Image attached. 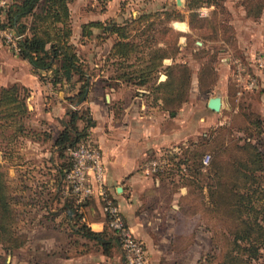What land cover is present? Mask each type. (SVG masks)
Returning a JSON list of instances; mask_svg holds the SVG:
<instances>
[{
	"label": "crops",
	"instance_id": "obj_1",
	"mask_svg": "<svg viewBox=\"0 0 264 264\" xmlns=\"http://www.w3.org/2000/svg\"><path fill=\"white\" fill-rule=\"evenodd\" d=\"M85 22L87 20L79 24L71 22L70 41L75 46L79 26ZM111 42L112 37L101 44L102 54H106ZM82 58L87 60L85 56ZM104 71L93 73L86 100L79 105L88 108L93 121L89 138L100 154L103 187L144 246L150 264H189L191 256L186 262H182V256L194 254L202 245L206 247L209 234L204 228V215L193 216L202 227L197 226L200 230L183 225L182 218L187 217L183 207L190 199L188 188L180 183L179 176H186L189 171L183 164L169 169L166 161L163 167L171 175L161 179L148 174L145 165L150 155L165 156L167 152L177 151V146L191 151L200 138L227 123L230 117L215 116L217 111L207 108V100L212 96L198 98L196 70L191 72L187 101L174 113L161 110L160 99L152 103L146 96L149 90L145 85L103 86L100 80L111 73ZM163 79L160 75L159 80ZM12 84L24 90L26 107L24 130L17 136V190L24 200L19 204L26 206L29 213L17 218L20 223L24 221L17 226V234L27 239L17 250H29L30 257L29 261L20 257L19 264H123L117 245L111 244L104 252L97 241L74 232L80 224L94 232H109L97 188L92 184L93 191L83 203L73 200L75 213L79 215L76 219L69 213L68 202L64 201L65 191L57 192L52 187L56 165L52 142L67 118V110L77 107L66 97L76 92L78 83L63 85L61 89L42 83L30 71L29 64L9 52L0 40V86ZM191 91H196L195 97ZM218 97L220 108L230 106L226 93ZM238 104L235 108L230 106L231 112L236 114ZM262 151L264 153V149ZM26 193L29 197L22 198ZM197 260L198 257H194V261Z\"/></svg>",
	"mask_w": 264,
	"mask_h": 264
},
{
	"label": "trees",
	"instance_id": "obj_2",
	"mask_svg": "<svg viewBox=\"0 0 264 264\" xmlns=\"http://www.w3.org/2000/svg\"><path fill=\"white\" fill-rule=\"evenodd\" d=\"M73 1L11 0L0 8V30L8 28L19 36L16 55L29 64L30 71L39 81L49 83L54 89L78 83L76 92L66 97L77 107L67 110V118L52 142L56 158L52 187L57 192L65 191L64 201L68 202L69 213L79 219L73 197L66 192L64 176L71 164L68 149L80 142L92 144L89 129L93 121L88 108L79 105L86 100L93 73L70 41L69 4ZM240 5L247 16H256L264 9V0H241ZM147 18V15L140 14L134 19L124 18L120 22L112 18L90 20L80 24L79 40L90 37L93 29L100 31L98 37L102 36L103 42L112 37L111 45L103 56V62L109 64L111 73L100 80L103 86L145 85L149 90L146 96L152 103L160 99L159 108L174 113L188 99L191 72L185 63L175 60L179 48L177 38L173 42L174 51L166 54L164 49L154 48L153 40L147 34L152 22H148L140 31L130 25H143ZM132 30L136 31L133 35L130 33ZM143 34L147 36L136 40ZM164 59L170 62L165 64ZM203 70L207 68L202 66L196 72L199 91L202 88L200 79L205 74ZM160 75L164 76L161 81ZM25 114L24 90L15 84L0 86V137L7 139L8 143L17 139L24 130ZM236 115L238 118L240 116L242 127L235 125L234 129L232 122L224 123L200 138L191 151L177 146V151L167 152L164 156L169 169L183 164L189 171L186 176H179L180 183L188 188L190 199L183 209L185 213L193 214L197 213L193 211L197 205L203 208L198 213L205 216L204 228L210 233V250L218 254L216 264H249L264 250V153L260 146L262 120L258 114L242 105ZM240 130L241 136L233 135L234 131ZM227 139L229 142L225 143ZM205 155L208 162L203 165L201 160ZM154 175L162 179L171 174L162 167ZM14 222L4 174L0 171V245L10 243L15 246L14 241L9 239ZM108 231L94 232L83 224L74 230L83 237L97 241L104 252L111 244L119 247L115 234ZM16 237L17 248L26 243L24 235L17 234ZM122 263L125 264L123 259Z\"/></svg>",
	"mask_w": 264,
	"mask_h": 264
},
{
	"label": "rangeland",
	"instance_id": "obj_3",
	"mask_svg": "<svg viewBox=\"0 0 264 264\" xmlns=\"http://www.w3.org/2000/svg\"><path fill=\"white\" fill-rule=\"evenodd\" d=\"M240 1L180 0V4L177 5L175 0H74L69 6L71 22L74 24H79L84 20L89 21V19L104 21L107 18L120 22L124 18L134 19L140 14L147 15V22L143 25L139 26L136 23L130 25L131 27L134 25L136 31H140L144 25L152 22L151 29L147 34L153 40L154 48L160 47L166 54H170L174 51L173 42L177 38L179 48L175 54V60L185 63L192 73L195 70L198 71L202 66L207 68V70H203L205 74L200 79L202 88H200L201 91L197 89L198 98L201 95L222 96V93H226L231 107L235 108L239 103L238 108L242 105L259 115L262 120V135H264V9L256 16H247ZM10 2L11 0H5L2 5L0 4V8H4ZM108 14H111L112 17H106ZM136 31L132 30L130 33L133 35ZM99 35L100 31L93 29L90 37L80 40L79 37L77 38V43H81L85 47H79L80 44L75 47L76 50H79L78 53L81 57L87 58V64L91 68L89 69L94 74H99V71L105 72L104 70L110 71L109 64H105L101 57L104 56L100 51L101 42L104 39L102 36L98 37ZM146 36L139 35V39L136 37V40H142ZM0 40L9 52L16 54L1 34ZM163 63L168 64L169 61ZM221 76L224 79H221ZM250 80H253L254 84L247 88V83ZM191 92L195 97L196 91ZM230 106L219 108L214 113L215 116L226 115V117H230L226 124L232 122L231 125L234 126V129L235 125H238V128L242 127L240 116L238 118L235 113L231 112ZM241 132V130L234 131L233 135L241 136ZM260 146L263 150V136L260 138ZM157 156L158 154L150 155L148 158ZM164 165H166L165 158ZM0 171L4 174L15 217V222L12 225L13 233L9 235V239L14 241L15 246L10 243L0 245V262L19 264L20 257L29 261L30 253L29 250L18 251L17 237L15 238L17 226L24 223L23 220L21 223L17 221V218L29 213L26 206L19 204L24 200L20 198V193L17 190V139L8 143L7 139L0 137ZM21 197L28 198L29 195L26 193ZM200 206L197 205V208L193 209L197 213L189 215L184 212L187 217L182 218L183 225L194 226L196 230H200L201 226L197 225L193 219L194 215H203L198 213L203 209ZM201 220L203 221V219ZM203 224L205 227V221ZM209 235L210 233L208 237ZM200 240L205 241L203 236L200 237ZM208 245L206 244V247L202 245L194 254H184L182 262H186L191 256L192 260L188 261L189 264H216L218 254L211 251V247ZM194 257H198V260L194 261ZM249 264H264V250L258 258L251 260Z\"/></svg>",
	"mask_w": 264,
	"mask_h": 264
},
{
	"label": "built area",
	"instance_id": "obj_4",
	"mask_svg": "<svg viewBox=\"0 0 264 264\" xmlns=\"http://www.w3.org/2000/svg\"><path fill=\"white\" fill-rule=\"evenodd\" d=\"M5 0H0L2 5ZM5 42L17 51L16 41L19 38L11 29L0 30ZM253 80L247 83V88L252 87ZM246 87V86H245ZM70 168L64 176L66 192L69 193L75 203L86 201L93 191L92 184L97 188L101 201V212L104 215L105 225L111 230L118 241L121 256L125 264H149L146 250L142 243L133 235L125 223L118 207L109 197L103 187V167L98 150L89 142H80L68 149ZM164 155L148 158L145 170L148 174H154L164 165ZM202 164L208 162V156L202 158Z\"/></svg>",
	"mask_w": 264,
	"mask_h": 264
},
{
	"label": "water",
	"instance_id": "obj_5",
	"mask_svg": "<svg viewBox=\"0 0 264 264\" xmlns=\"http://www.w3.org/2000/svg\"><path fill=\"white\" fill-rule=\"evenodd\" d=\"M175 2L177 5L180 4V0H175ZM206 106L211 111H218L220 108V98L218 96H212L208 98Z\"/></svg>",
	"mask_w": 264,
	"mask_h": 264
}]
</instances>
